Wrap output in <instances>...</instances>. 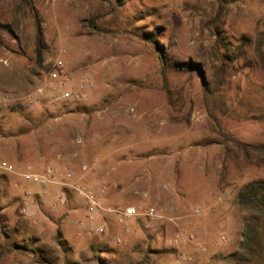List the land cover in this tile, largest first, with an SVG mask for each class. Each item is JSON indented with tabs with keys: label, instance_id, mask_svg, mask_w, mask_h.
<instances>
[{
	"label": "rangeland",
	"instance_id": "374dc122",
	"mask_svg": "<svg viewBox=\"0 0 264 264\" xmlns=\"http://www.w3.org/2000/svg\"><path fill=\"white\" fill-rule=\"evenodd\" d=\"M34 3L41 55L27 10L0 0V22L17 20L18 37L15 52L0 46V264H242L232 256L245 215L235 197L264 179V152L245 155L233 139L264 144L254 53L260 42L264 54V0ZM156 27L168 57L202 65L212 94L195 75L163 70L164 54L144 37ZM243 36L246 56L223 67V42ZM65 89L86 98L45 104ZM47 166L54 180L42 191L24 174ZM74 187L94 190L101 209L90 213ZM128 206L139 215L119 214ZM32 239L34 251L13 248Z\"/></svg>",
	"mask_w": 264,
	"mask_h": 264
},
{
	"label": "trees",
	"instance_id": "16d2710c",
	"mask_svg": "<svg viewBox=\"0 0 264 264\" xmlns=\"http://www.w3.org/2000/svg\"><path fill=\"white\" fill-rule=\"evenodd\" d=\"M22 8L27 10L29 14L32 24L34 27L35 34V52L39 55L43 54L45 38L43 34V28L41 25L39 13L35 6L34 0H17V9L18 11ZM17 20L15 23H2L0 22V46L4 47L7 50L15 52L11 47V44H14L15 40L18 38L16 34L17 29ZM162 27H156L154 30L145 32L144 37L146 40H149L152 44L155 45L156 48L160 49L162 66L163 70L167 67L172 68L176 72L191 74L199 77L202 81V85L206 94L210 95L214 92L215 88L210 86L209 81L205 80L202 65L198 62H194L190 59L188 60H174L171 57H168L167 53L162 51L163 47L158 44L159 35L161 34ZM6 33L9 37V40H6L2 34ZM224 52L221 53L222 57V66H228L227 62H232L233 60H237L246 56L247 48H248V39L246 36H243L240 39V43L233 48H230V41H224ZM254 53L260 62L264 65V54L261 51L260 42L257 43L254 48ZM222 67L224 71L225 68ZM166 94L168 99H171V91L166 87ZM229 139V138H228ZM232 140V139H230ZM233 143H235L245 155L253 154L254 152H264V144L252 145L246 144L239 141H235L233 139ZM67 191V188H65ZM236 204L245 211V215L243 217L244 224L243 230L241 233L242 241L239 243L238 250L232 253L233 257H236L239 263L246 264H264L259 263L255 260L256 257L262 255L263 251V239L264 236V179H255L245 183L237 192L235 197ZM17 232V230L15 231ZM14 232V233H15ZM36 239H32L28 244H19L15 243L13 248H24L26 250L34 251L32 249V245L35 244ZM13 250V249H12ZM10 249L4 250L1 252L2 255L8 253ZM40 260L46 262L47 259L44 256V251L39 249Z\"/></svg>",
	"mask_w": 264,
	"mask_h": 264
},
{
	"label": "built area",
	"instance_id": "2783aa9c",
	"mask_svg": "<svg viewBox=\"0 0 264 264\" xmlns=\"http://www.w3.org/2000/svg\"><path fill=\"white\" fill-rule=\"evenodd\" d=\"M51 76L53 78L57 77V74L55 72L51 73ZM86 81L82 84V88H87L88 86V81L87 78L85 79ZM44 92L40 89L37 91L34 95H30L28 97V100L30 104H36L40 102V100L43 98ZM86 96L84 93H75L71 92L69 89H65L62 92H60L57 95H54L50 98H45V104L47 106H52V105H58L64 102H69V101H77V100H83L85 99ZM85 168V167H84ZM67 176H71V173L68 172ZM24 177L27 180H31L32 182L41 185L42 191L44 190L45 184L48 182H51V180H54V175H53V168L51 166H47L45 169V174H40V173H25ZM75 192L77 195L81 196L86 204V207L90 213L97 212L101 209V203L98 194L91 189H85L81 187H74ZM119 214L125 216V217H133L139 215V210L133 206H128L122 211H119ZM147 215L149 216H156V212L154 209H149L147 211ZM103 228H99L98 232H102Z\"/></svg>",
	"mask_w": 264,
	"mask_h": 264
},
{
	"label": "crops",
	"instance_id": "0c3cea01",
	"mask_svg": "<svg viewBox=\"0 0 264 264\" xmlns=\"http://www.w3.org/2000/svg\"><path fill=\"white\" fill-rule=\"evenodd\" d=\"M48 183H50V182H48ZM40 188H41V187H40ZM58 191L60 192L59 195H62V194L64 193V191L61 190L60 188L58 189ZM55 192H57V188H54V185H51V187H50L49 190L47 191V197H49L50 199H52V198H53L52 195H54ZM34 194H36V193H34ZM48 194H49V195H48ZM27 195H32V194H30V193L27 192ZM28 198H29V197H28ZM42 199L44 200V198H41V202H44V201H42ZM27 201H28V199H27ZM51 210H54V209L52 208Z\"/></svg>",
	"mask_w": 264,
	"mask_h": 264
}]
</instances>
